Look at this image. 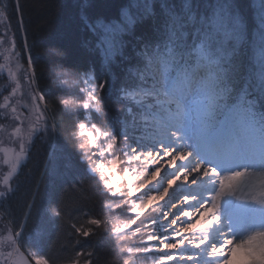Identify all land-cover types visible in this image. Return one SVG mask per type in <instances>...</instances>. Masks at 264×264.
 Wrapping results in <instances>:
<instances>
[{
  "label": "rangeland",
  "instance_id": "1",
  "mask_svg": "<svg viewBox=\"0 0 264 264\" xmlns=\"http://www.w3.org/2000/svg\"><path fill=\"white\" fill-rule=\"evenodd\" d=\"M17 5V0H0V264H14L20 255L31 264H52L32 248L36 245L35 227L30 225L32 228L27 229L29 218L31 224L38 216L34 213L38 207L32 204L40 203L41 193L36 187L25 206L27 193L15 189L23 188L21 180L26 172L17 171L11 181H2L9 174L3 166L2 148L24 158L36 137L49 133L50 155L56 147L58 131L37 88ZM9 11H14V18H8ZM14 28L18 30L20 45ZM197 50L201 57L203 51ZM148 56L146 63L140 59L141 64H146L143 70L133 72L135 79L128 87L135 84L136 89L123 92L118 102L123 126L119 134L105 122L96 100L99 90L87 76L58 71L53 78L55 87L64 93L60 98L59 91L54 101L73 113L82 111L83 119L77 126L79 153L89 174L110 196L97 225L110 228L116 246L115 263L264 264V137L251 134L235 119H219L212 126L211 135L219 129L232 132L230 127L237 129L233 131L237 134H246L245 139L239 137L241 146L233 143L239 148L234 154L239 164L209 168L207 173L213 177L207 175L206 179L204 174H197L191 160L194 155L185 143L196 140V149L198 142L207 148L202 141L204 136H199L207 128L202 117H218L233 91L214 94L209 102L188 105L182 97L191 92L179 97L169 89L157 61L152 63V56ZM175 114L177 132L167 123L176 119ZM163 145L177 153L169 157L160 153ZM177 195L184 200L180 205L174 202ZM199 200L203 202L201 207ZM183 205L182 213L173 215ZM229 215L225 237L219 219ZM92 224L95 225L90 222L88 226ZM154 241L160 242L161 247L155 246ZM161 248L170 253L162 254Z\"/></svg>",
  "mask_w": 264,
  "mask_h": 264
},
{
  "label": "trees",
  "instance_id": "2",
  "mask_svg": "<svg viewBox=\"0 0 264 264\" xmlns=\"http://www.w3.org/2000/svg\"><path fill=\"white\" fill-rule=\"evenodd\" d=\"M17 2L37 88L58 129L51 154V135L36 137L28 165L21 170L26 172L21 180L25 206L36 187L41 193L40 203L32 204L38 216L27 222V229L31 225L36 231L32 248L52 264H116L110 228L97 225L110 196L79 153L82 111L73 113L54 101L59 91L60 98L64 95L54 85V73L87 76L99 90L96 100L105 122L119 134L123 126L118 102L123 92L136 89L135 84L128 86L134 82L133 72L143 70L147 55L161 51L167 42L179 53L202 43L215 60L220 85L235 96L240 92L246 106L264 119V0ZM12 14L9 11L8 18ZM16 29L12 31L20 45ZM226 59L236 63L226 68ZM90 222L95 225L88 226Z\"/></svg>",
  "mask_w": 264,
  "mask_h": 264
},
{
  "label": "bare ground",
  "instance_id": "3",
  "mask_svg": "<svg viewBox=\"0 0 264 264\" xmlns=\"http://www.w3.org/2000/svg\"><path fill=\"white\" fill-rule=\"evenodd\" d=\"M177 47V46H176ZM190 49H186V51L184 52L185 54H188V53H190ZM193 63V62H192ZM234 63H236V61L234 60V59H232V60H230V59H226L225 61H224V64H225V67L226 68H230L231 66H233L234 65ZM39 93L44 97V95L39 91ZM236 95H237V98H240V99H242V98H244L243 96H241V93L240 92H237L236 93ZM45 98V97H44ZM44 101H45V104H46V100L44 99ZM232 101L235 103V104H237L238 102H237V99L236 98H232ZM252 109V108H251ZM254 111H258L257 109H254ZM169 127H170V125H169ZM167 128V127H166ZM218 135H220V131H218L215 135H213V136H218ZM229 135V133L228 132H225V134H224V136L227 138V136ZM212 136V137H213ZM210 138V139H216V138ZM220 137V136H219ZM196 143H197V141L195 140V141H188L187 143H185V147L187 146V148L188 149H190L191 150V155H194V157L193 156H191V160L193 159L194 160V162H195V164L194 163H192L193 165H194V168L196 169V171H197V174H204L205 176H204V178L206 179V176L208 175V177H213V174L211 173V172H209V173H207L208 172V169L209 168H216V167H219V166H221V163L218 165V164H216L209 156H207L206 154H202V156H203V158L204 159H202V158H200V156H199V154L198 153H200V151L198 150V148L196 149ZM171 148L170 146H167V145H163V146H161L159 149H160V153L162 152V153H165V154H167V157H169V156H174L177 152H174V150H171V149H169V148ZM198 147V146H197ZM165 148V149H164ZM177 148V146L175 145L174 146V149H176ZM158 149V150H159ZM186 149V148H185ZM12 153L13 154V151H9V150H7L6 148H2L1 149V153L3 154V155H5L6 153ZM179 153H180V151H179ZM187 153V152H186ZM14 155V154H13ZM12 155V157L11 158H13V160L11 159H5V157H3V166L10 172L11 171V168L12 167H14V169H15V172H17V171H21L22 169H23V166H27L28 165V162H29V159H30V152H26V153H24L23 154V157L24 158H16V156L17 155H14L13 156ZM196 157H199V160H196L195 158ZM215 159V158H214ZM228 163H229V161H227V165H228ZM7 175H8V173H7ZM12 176L8 179V181H11L12 180ZM199 178V177H198ZM198 178H197V181H198ZM7 181V180H6ZM202 182V181H201ZM195 183V182H194ZM196 184V183H195ZM207 190V188L206 189H204V191L202 192V194H200L201 196L202 195H204V193H205V191ZM15 191H19V193H21L20 191H21V189H19V188H16L15 189ZM183 197L182 196H180V195H177V196H175V198H174V202L175 203H177V204H182L183 203ZM198 203H199V206L201 207L202 206V204H203V202L201 201V200H199L198 201ZM185 206L183 205L182 207H179L178 209H176V210H174L173 211V215H177V214H179V213H182V209H185L184 208ZM190 211L191 212H193V213H195V209L193 208V207H191L190 208ZM229 220H231V215H229V216H227V217H223V218H220L219 219V223L221 224V227H223V233L225 234V232L228 230V226H230V224L228 223L229 222ZM256 230H259L258 228H256ZM256 234H258V232H256ZM227 235L225 234V237H226ZM253 238H255V236L253 237ZM154 243V245L155 246H160L161 247V243L160 242H158V241H154L153 242ZM161 251H162V254H164V255H166V254H169L170 253V250H167L166 248H161Z\"/></svg>",
  "mask_w": 264,
  "mask_h": 264
},
{
  "label": "water",
  "instance_id": "4",
  "mask_svg": "<svg viewBox=\"0 0 264 264\" xmlns=\"http://www.w3.org/2000/svg\"><path fill=\"white\" fill-rule=\"evenodd\" d=\"M4 157H5V159H8L9 160L12 157V153H10V152L9 153H6L4 155ZM16 158L18 159V158H21V157H19L17 155ZM14 173H15V169H14V167H12L11 168V171L9 172V174L6 176V178L2 179V181L5 182L11 176H13ZM14 264H31V263L29 262V260L25 256L20 255V256L17 257V260H15Z\"/></svg>",
  "mask_w": 264,
  "mask_h": 264
},
{
  "label": "flooded vegetation",
  "instance_id": "5",
  "mask_svg": "<svg viewBox=\"0 0 264 264\" xmlns=\"http://www.w3.org/2000/svg\"><path fill=\"white\" fill-rule=\"evenodd\" d=\"M5 249H6V246L4 245V246H2V251H1V253L2 254H4V252H5Z\"/></svg>",
  "mask_w": 264,
  "mask_h": 264
}]
</instances>
